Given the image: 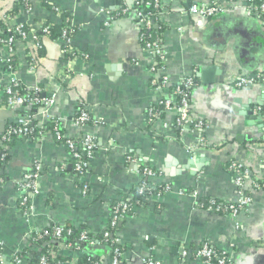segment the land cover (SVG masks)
Returning a JSON list of instances; mask_svg holds the SVG:
<instances>
[{
	"label": "crops",
	"instance_id": "obj_1",
	"mask_svg": "<svg viewBox=\"0 0 264 264\" xmlns=\"http://www.w3.org/2000/svg\"><path fill=\"white\" fill-rule=\"evenodd\" d=\"M116 1L30 0V10L24 11L18 0H0V20L9 27L22 23L37 34L45 25H60V12L77 27L71 46L86 59L64 60L63 42L44 39L42 55L31 66L26 57L33 56V45L17 41L13 76L26 89L39 86L55 96L51 107L34 114L38 128L47 116L59 118L66 136L90 134L98 147L87 174L78 179L68 149L51 131L7 145L8 159L0 166V264H9L17 252L34 250L31 235L51 226L100 236L113 205L134 196L148 167L160 173L147 178L149 186L171 188L153 196L149 205L134 207L120 224L115 238L123 249L121 264L149 259L203 264L194 255L203 244L227 252L233 264H264V190H254L249 180L238 190L226 170L236 162L264 179V24L250 14L255 0H165L160 41L167 54L162 74L170 79L168 88L151 84L154 58L141 43L134 18L114 15L110 21L102 14L117 9ZM197 1L216 2L223 11L209 19L185 13ZM211 68L219 74L208 72ZM202 69L205 75L198 78ZM188 76L198 78L189 104L191 116L204 125L202 132L178 128L176 110L149 123V108ZM10 78L0 62V136L29 113L27 107L20 111L5 106ZM241 78L255 80L236 87ZM80 108L102 124L76 128L73 121ZM200 137L206 148L196 147ZM36 162L42 165L38 194H29V210L22 214L19 186ZM243 196L249 203L236 217L196 207L206 199L236 204ZM54 244L62 264H76L84 254L59 241ZM110 251L96 240L91 249L102 263ZM25 256L24 264H29Z\"/></svg>",
	"mask_w": 264,
	"mask_h": 264
},
{
	"label": "built area",
	"instance_id": "obj_2",
	"mask_svg": "<svg viewBox=\"0 0 264 264\" xmlns=\"http://www.w3.org/2000/svg\"><path fill=\"white\" fill-rule=\"evenodd\" d=\"M23 4L21 5L24 11L30 10L31 3L30 0H22ZM155 8L163 9L165 7V0H151ZM171 1V0H169ZM118 4V8L109 11L108 9L103 10L102 14L106 15L110 21L112 20L113 16H120V15H128L130 13V7L132 5H138L139 0H126L124 5L121 6L120 0L116 1ZM223 9L221 6L216 2H205V1H197L190 4L187 9L185 10V13L209 19L213 18L220 12H222ZM256 13L259 17L258 13H264V2L262 1L258 6H254L252 9L250 8V14ZM260 18V17H259ZM106 22L104 25L108 26L110 21ZM261 19V18H260ZM262 23L264 24V19H261ZM154 25L153 20L149 18V16L142 15L140 13H136L135 20H134V26L138 28L139 31L146 30L151 31L152 27ZM25 25L22 23H19L17 25H13V27H9L8 32L9 33H16L21 41L23 42H31L34 48H39V36L36 35V33L32 32H26L24 31ZM49 26H45L42 28V32L46 35L49 33ZM143 38L140 36V39ZM12 35L8 38L2 39L0 38V62L3 66L6 73L10 75V81L5 86L4 94H5V106L8 108H21L31 105H39L41 107H51L54 104L55 96L51 95L48 96L44 93V90L39 86H34L33 88L27 89L28 92L26 93H19L15 88L19 84L17 79L13 76L15 74V70H13L12 67V61L15 57V45L17 41H19ZM63 42L64 48L70 47L72 40L68 37V32L63 31V36L60 39ZM144 48L150 52V54L154 58V63L150 68L151 74H152V80L151 84L153 87H161V88H168L170 85V79L167 75H163L162 72L164 70V65L166 61V52L164 48L162 47L160 39H152L147 40L144 42ZM67 50H64V53H66ZM74 58H80L79 56H75ZM82 58L86 59L87 56L84 55ZM32 66V65H31ZM254 82V79H247V78H241L236 83V87H244L252 85ZM196 86V83L194 82L193 76H188L185 79H183L180 83L175 84L171 90L167 93V95L160 100V102L156 105L157 107H162V110L164 112L169 110H176L177 112V118L175 119V125L179 127H189L191 130L202 132V129L204 127L202 121L195 120L191 114H190V104L189 99L191 96L192 89ZM159 115V111L154 110L152 107L149 108L147 112V119L149 123L156 122L157 117ZM34 116H26L22 118L16 125L9 126L6 128L5 132L0 136V148L2 150V153L0 154V159H3L6 155L5 150L7 151L6 143L11 140L12 137L15 138H30L32 136V133L34 132V128L32 125ZM90 116L89 113L85 109H81L79 111V115L75 118L73 121V125L76 128H82L84 127L83 124H85L89 120ZM47 122L40 125L39 128L41 130H44L46 128V124L48 122H52L55 124V127L53 129V134L55 140L64 145L70 154V157L76 160L74 163V171L76 172V175L78 179L83 178L85 174H87V168L89 166V160L92 158L91 152L96 148L95 138L90 134H83L77 139H72L68 136H66L63 132V125L62 121L59 118L55 117H49L46 118ZM157 119L156 121H154ZM96 124H102V122L96 120ZM38 136H42L44 134V131H40L37 133ZM76 140H79V142H76ZM197 148H204L206 147V141L203 137H200V140L198 141V145H196ZM77 148L86 150L88 158V162H84L81 160V154L77 152ZM195 149V147L193 148ZM230 170L235 173L234 175V184L238 188V190L241 191V188L244 186V183L253 177L249 173V171L241 164L236 162L230 163ZM42 172V165L38 162L34 163L33 168L30 172L26 173L23 178V182L19 186V193L21 194V202L20 204L23 205L26 203V197L25 194H38L37 189V180L41 176ZM160 173L155 171L152 168H145L143 170V177L145 178H154L156 176H159ZM82 190L83 192L87 191V186L82 183ZM254 187H257L255 185ZM170 186L165 185L166 192L170 191ZM146 185L143 183L141 187L138 189V194L143 195L147 191ZM165 192V193H166ZM156 197H160V195H156ZM145 201L147 199L143 198ZM249 203V199L246 197H242L239 202L235 204V206L230 205L226 206L224 208H216L215 211H224L227 212V215L231 217H236L239 213L246 211L247 205ZM214 204L209 206L207 209H204L202 206H196L197 208L207 210L209 212H213L214 209H212ZM131 206L128 203H124L121 206H115L112 210L111 214V220H110V226H115L120 220L126 218L128 215V211H130ZM27 214V213H24ZM65 230L63 227H57L54 228L51 233L44 232V236H48L51 238V240L59 241ZM69 233L70 231L67 230ZM110 236V233L108 229L104 232V237L108 238ZM85 238L84 236H82ZM90 245H93L94 241L88 240ZM114 242L116 244L117 240L115 238ZM119 245V244H118ZM65 247L70 248V245H65ZM112 252V256L109 259V264H121V257H122V250L118 248L110 249ZM227 258H222L217 261V264H233L232 259L230 258L229 254L225 251ZM48 255L51 258V261L47 259V257H41L40 258V264H62L59 261L55 260L58 256V253L54 250L50 251ZM182 255L184 257H187L188 254L186 251L182 252ZM195 257L202 260L203 264H210V261L214 258V252L212 250V247L208 244H203V246L198 249L195 252ZM26 256L24 257H17L13 256L11 259V262L9 264H24ZM99 264V263H94ZM145 264H160L158 261L154 259H149L145 262Z\"/></svg>",
	"mask_w": 264,
	"mask_h": 264
},
{
	"label": "trees",
	"instance_id": "obj_3",
	"mask_svg": "<svg viewBox=\"0 0 264 264\" xmlns=\"http://www.w3.org/2000/svg\"><path fill=\"white\" fill-rule=\"evenodd\" d=\"M120 2H121V6H122V5H124L123 3L126 2V0H120ZM261 2L262 1H260V0H255V1L250 2L251 9L254 6H258ZM22 4H23V1L18 0L17 5L21 6ZM129 9H130V13L128 15L132 16L134 18V20H135V15L138 12V13L145 15V16L148 15L149 18L151 20H153V22H154V25H153L151 31H146V30H142V29L140 31V35L143 37L140 40H141V43L143 45H144V42L147 40H152V39H157V38L161 39V31H162V29L160 27V17L162 15L161 9L155 8L151 0H139L138 5H132ZM14 14H15V12L10 13V15H14ZM258 14H259V17L261 19H264V13H258ZM252 15H255L256 17H258L255 12L252 13ZM60 16L62 18V23L60 25H58V26H56V25H45V26L50 27L48 29L49 30L48 35L44 34L42 32V29H41V32L36 34L37 36H39V45L40 46H39V48H34L35 50L33 49V51H34L33 56L29 55L26 57L27 62L30 65L35 66L36 65V58L41 57V55H42L41 50L44 47V45H43L44 39H48L49 41L61 39L63 36V31H67L68 37L71 40L73 39V37L77 31V27L71 23V21L69 20L68 14L60 12ZM7 29H9V25L3 23L2 20H0V38L5 39V38H8L9 36L12 35L16 39H18V40L20 39V37L16 33H13V32L9 33ZM23 30L26 32H29V28L26 26L24 27ZM19 41H21V40H19ZM64 50H67V52L64 54L63 58H64V60H68V61L73 60L76 55L79 56L80 58H82L85 55V54L75 50L73 47L72 48L65 47ZM12 67H13V70H15V71L18 69L17 61L15 60V57L12 61ZM193 79H194V82L197 84L198 78L196 76H193ZM15 90H17L19 93L28 92V90L24 86H22L20 83L17 85ZM26 107L29 110V113H26V115L24 117H26L27 115L34 116V114L37 112V110L41 106L31 105V106H26ZM152 108L154 110L159 111V115H158L157 119H160L163 117L164 111L162 110V107H159V106L157 107L155 105V106H152ZM80 110H81V108L78 109V111L75 115V118L79 115ZM260 114L264 118V106L261 108ZM89 116H90V114H89ZM75 118H74V120H75ZM157 119H155L154 121H156ZM36 123L37 122L33 118L32 125L34 128V132L32 133V136H31L32 138H36L38 136L37 133L40 131H44V132L51 131V132H53V129L55 127L54 123L48 122L46 124V128L44 130H41L40 128L37 127ZM153 123H155V122H153ZM90 124L96 125V120H94L91 116H90L89 120L85 124H83V126L90 125ZM14 139H15V137H12L11 140H9L6 143V146L9 145ZM76 142H79V140H76ZM95 143H96V148L91 152L92 157L94 156V154L98 148L96 141H95ZM204 148H206V147H204ZM77 152H79L81 154V160L87 163L89 156H87L86 150L77 148ZM1 153H2V150L0 148V154ZM5 153H6L5 157L3 159H0V166H2L8 159V153L6 150H5ZM75 162H76V160L71 157L72 170H73L74 175H76V172L74 171V163ZM230 163L227 164L226 170L234 178L235 173L230 170ZM88 169H89V166L86 170L87 172H88ZM143 183L146 185V187L148 189L143 195H139L137 192ZM250 184L254 190H264V179L253 176L250 179ZM255 185H257V187H254ZM1 187H2V185L0 182V188ZM165 192H166L165 185L159 186V187L154 189L151 186H149L148 179L143 177V181L138 185V187L136 189V193L134 194V196L131 199H129L128 201L113 205V207L111 208V211L113 210V208L115 206H121L124 203H128V204H130L131 209H130V211H128L127 216H130L133 214V211H134L133 208L134 207H136V208L137 207H145V206L150 204L153 196H156V195L162 196ZM25 197L27 200H26V203H24L23 205L20 204L21 199H19L17 202L18 209L22 214L27 213V211L29 210L30 196H29V194H25ZM143 198H145L147 200L145 201ZM212 204H214V206L212 208L214 210L212 213H215L218 215H227V212H224L221 210L215 211L216 208H224V207L230 206V205L235 206V204H226V203H223V202L215 200V199H206V200H202V201L199 200L197 203V206H202L204 209H207ZM110 220H111V216H110V219L108 221L106 228L103 230V232L98 237L92 236L85 229L72 228L70 226H51L46 230H43L41 232H36L33 235H31L30 240H31L32 244L35 246L34 250L29 249V250L17 252L14 256L24 257L25 255H28V257H29L28 261L30 262L29 264H40V258L41 257H47L48 261L49 260L51 261V258L48 255V253L52 250L55 251V246H54L55 244L53 242L54 240H51L50 237L44 236L43 234H44V232L51 233L54 228L63 227L65 232H64L62 238L59 240V242L61 244H64V245L69 244L70 248H72L73 250H76V251L78 250V251L84 252V254L81 257H79L76 264H94V263L102 264V262L98 259V257L94 256L91 253L92 245L89 244L88 240H92V241L96 240L101 245L106 246L110 249L118 248L120 250H123L120 245H118L114 242V240H115L116 232L120 228V224L125 220V218L120 220L113 227L110 226ZM106 229H108V231L110 233V236L108 238L104 237V232ZM67 230H69L70 232L68 233ZM82 236H84L85 238H83ZM212 250L214 252V258L210 261V264H217V261L219 259L227 258L226 253H224L223 251L217 250L213 247H212ZM111 256H112V252L110 251V257L109 258H111ZM55 260L60 261V263L63 262V259H61L58 256L56 257Z\"/></svg>",
	"mask_w": 264,
	"mask_h": 264
},
{
	"label": "water",
	"instance_id": "obj_4",
	"mask_svg": "<svg viewBox=\"0 0 264 264\" xmlns=\"http://www.w3.org/2000/svg\"><path fill=\"white\" fill-rule=\"evenodd\" d=\"M205 72H206V71H205L204 69H202V70H201V73H197L196 76H197L198 78H201V76H204V75H205ZM208 72H213V73H215V74H219V71H218V70H214L213 68H211ZM23 108H24V107H21L19 110L22 111ZM109 259H110V258H108V259H107L106 261H104L102 264H109Z\"/></svg>",
	"mask_w": 264,
	"mask_h": 264
},
{
	"label": "flooded vegetation",
	"instance_id": "obj_5",
	"mask_svg": "<svg viewBox=\"0 0 264 264\" xmlns=\"http://www.w3.org/2000/svg\"><path fill=\"white\" fill-rule=\"evenodd\" d=\"M172 88H170V90H171Z\"/></svg>",
	"mask_w": 264,
	"mask_h": 264
}]
</instances>
